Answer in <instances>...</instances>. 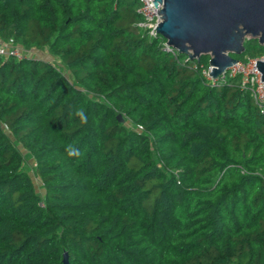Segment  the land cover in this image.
Segmentation results:
<instances>
[{
    "label": "trees",
    "instance_id": "1",
    "mask_svg": "<svg viewBox=\"0 0 264 264\" xmlns=\"http://www.w3.org/2000/svg\"><path fill=\"white\" fill-rule=\"evenodd\" d=\"M139 7L0 0V264H264V108Z\"/></svg>",
    "mask_w": 264,
    "mask_h": 264
},
{
    "label": "water",
    "instance_id": "2",
    "mask_svg": "<svg viewBox=\"0 0 264 264\" xmlns=\"http://www.w3.org/2000/svg\"><path fill=\"white\" fill-rule=\"evenodd\" d=\"M162 8L156 28L167 43L191 59L210 56V74L218 78L245 51L247 36L264 45V0H154ZM264 80V59L258 60ZM121 122L122 114L117 115ZM63 264H69L64 253Z\"/></svg>",
    "mask_w": 264,
    "mask_h": 264
},
{
    "label": "built area",
    "instance_id": "3",
    "mask_svg": "<svg viewBox=\"0 0 264 264\" xmlns=\"http://www.w3.org/2000/svg\"><path fill=\"white\" fill-rule=\"evenodd\" d=\"M140 7L139 11L142 13L144 19L139 25L148 30L149 35L158 36L156 28H149L148 26L158 27L161 22V14L159 12L162 8V4L159 3L158 7L154 3V0H139ZM24 49L19 43L15 41L14 38H9L8 40H0V56L1 57H15L17 59L23 58L25 53ZM164 50L177 55L179 52L176 48L169 45L167 40L164 43ZM264 59V53L261 56H245L244 59H238L232 66L226 69L222 75L218 78H214L210 72L212 70V65L209 64L207 68L203 69L204 75L210 81V83L215 84L219 78L223 80L228 77H239L240 85L243 89L248 90L252 93L255 103L263 111L264 108V80L262 73L258 67V60ZM138 129L142 130L143 126L138 125Z\"/></svg>",
    "mask_w": 264,
    "mask_h": 264
},
{
    "label": "rangeland",
    "instance_id": "4",
    "mask_svg": "<svg viewBox=\"0 0 264 264\" xmlns=\"http://www.w3.org/2000/svg\"><path fill=\"white\" fill-rule=\"evenodd\" d=\"M246 39H247V41H250L249 42V47H252V48L263 47L264 48V45L261 44L257 38H253L251 36H247ZM22 50L25 53V55L38 57V58H43V59H46V60L54 61L56 63L58 62V59L56 57H54V56L49 55V52L47 50H44V49L42 50V49H38V48L22 49ZM245 55H248V54L244 53V54H241V55H237V57L239 59H244ZM26 158H27V168L32 173L33 172L32 168H33L34 162L31 159H29L28 157H26ZM36 184H37V188L40 191H42V187L40 186L38 180H36Z\"/></svg>",
    "mask_w": 264,
    "mask_h": 264
},
{
    "label": "clouds",
    "instance_id": "5",
    "mask_svg": "<svg viewBox=\"0 0 264 264\" xmlns=\"http://www.w3.org/2000/svg\"><path fill=\"white\" fill-rule=\"evenodd\" d=\"M77 114L81 117V122L86 123V117H85L84 113L81 111V112H78ZM66 151H67L68 156H70V157H72V156L78 157L80 155L79 149H77L71 145L68 146Z\"/></svg>",
    "mask_w": 264,
    "mask_h": 264
}]
</instances>
